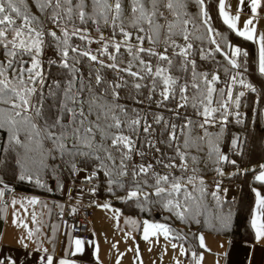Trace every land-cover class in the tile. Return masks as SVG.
<instances>
[{"label": "trees", "instance_id": "1", "mask_svg": "<svg viewBox=\"0 0 264 264\" xmlns=\"http://www.w3.org/2000/svg\"><path fill=\"white\" fill-rule=\"evenodd\" d=\"M75 2L76 0H73V3ZM183 3L184 7L178 8L177 11L182 14L183 19L190 21L187 25L193 43L190 58L195 61L196 71L198 74L208 73V79H211L212 75L219 77L213 85L215 91L212 103L209 105L215 109L210 119L217 123H206L201 119L204 116L205 105L198 102L202 97H199L192 87H189L185 93L189 97L186 104L180 98L178 87L175 95L168 100H163L159 94L161 91L159 81L157 89L153 92L149 91V87L139 90L133 87L136 82L150 85L151 80L139 81L122 71L128 67L129 61L133 63L132 71L140 70L138 62L129 55L127 49L132 47L135 51L138 46L136 36L144 35V33H138L137 29L132 26L133 17L129 0H122L123 11L116 21V26H113L111 18L108 24H105L99 16L96 18L98 22L88 20L87 23L81 24L78 19H74L73 22L53 23L50 19L52 10L41 11L37 0H23L22 3L17 0L23 12L37 18L32 24L34 28L43 30V26L47 25L43 40L44 46L51 50V55L42 61L40 72H42L43 84L40 83V78H37L33 84L28 81V74L24 73L27 86H34L37 89L32 96V103L43 108L45 117L55 111L53 105L57 103V99L50 96L49 92L51 90L59 94L60 90L54 86V81H60L63 87L65 82L75 74L78 81H82L85 85L91 84L93 90L99 94L107 87L106 84L97 85L95 83V76L99 73L104 81L110 83H120V78H123L124 86L117 89L119 98L112 101L111 95H108L107 99L123 105L129 116L139 114L142 122L136 134L129 133L127 129L124 130L125 135H131L136 142L132 157L127 161V175L124 176L120 175V157L115 150H113L115 163L108 160L103 152L99 153V160L92 155H77L75 151L71 155L61 154L56 150L49 154L48 150L52 149L51 142L43 140L40 146L36 141L42 137L35 136L30 141L28 139L30 129H22L18 132L22 143L17 144L11 139L12 133L8 127L0 128V184L11 183L14 188L58 196L62 183L76 176V168L94 170L91 176L97 180L98 198L110 199L123 213L166 223L170 236L182 241L187 250L199 230L251 240L253 231L250 219L255 188L264 187V181L256 179L261 163L264 162V74L258 67L257 43L253 38L250 40L246 36L239 35L224 22L219 11V0H204L202 6L197 0H183ZM260 7L264 8V0H261ZM85 10L92 14L91 0H88ZM160 11L164 13L168 21L176 22V17L163 6ZM204 12L207 13L206 16ZM10 15L16 21L17 26L22 23V20L15 14L10 13ZM205 20L207 24L204 23ZM157 22L164 24L165 19L158 17ZM121 25L125 31L131 33L129 38L131 44H122L118 52L114 44H110L107 51L98 52L99 49L89 46V38L82 40L77 35L69 39V45L78 46L79 52L97 50L104 58L113 54L115 60L121 64L120 68L114 70L107 67L110 63L105 61L100 63L102 60L99 58L95 62L91 61L79 52L71 51V47L68 49V61L70 65L75 64V67L72 69L63 67L64 57L61 55L63 44L57 47V44L64 39L61 27H67L69 32L73 27L80 28L84 36L83 32H96L112 38H122L124 36L120 33ZM143 27L147 29L148 26L144 24ZM209 28L213 31L209 32ZM50 32H55L60 40L49 35ZM9 34H11L10 29L7 32V40ZM167 35L166 30L161 29L158 43L153 45L147 39L143 42L154 49L158 46L157 52H162L166 47L164 40ZM213 38L216 43L213 42ZM172 39L175 40L177 47H168L167 54L173 60L170 74L173 77H179L180 84L190 83L191 66L187 72L179 71L181 58L173 55L179 50V46L185 45L186 42L181 35H174ZM217 45L223 52L216 50ZM10 48L11 45L8 49L0 45V64L6 68L4 75H0V80L7 79L14 85H18L21 63L23 62L25 68L30 67L32 57L21 50H17L15 57L9 56ZM236 48L241 50V54L232 56L233 49ZM140 56L150 61L153 68L158 63L167 67L166 62H159L156 57L147 53H140ZM229 57L236 61L235 66L230 62ZM9 61H12L11 67H7ZM234 76L236 80L232 81L231 77ZM241 80L244 84L239 82ZM229 91L231 97H229ZM83 95L87 97L88 92L85 91ZM193 97L197 99L194 100ZM237 97H239L238 105ZM9 98L15 99L8 92L3 100L7 101ZM182 104L183 107H180L179 105ZM0 109L10 110L11 104L0 101ZM133 109L136 110L135 113ZM29 114L33 115L34 111ZM225 116L227 121L223 125L218 121ZM157 118H160L159 123L156 122ZM90 119L94 120L95 117H90ZM36 123L43 127L44 118H37ZM145 123L151 125L148 133L143 131ZM173 131L175 139H171L170 136ZM149 141L154 147L149 145ZM185 141H187V147ZM67 143L71 146L73 141L69 140ZM177 149L184 154L183 160L177 154ZM139 152H143L144 155H138ZM136 156L138 159H133ZM41 160L43 163H40ZM170 163L174 167H164ZM141 164L145 166L151 164L152 171L147 176H134L133 170ZM181 165L186 166L181 167ZM152 172L169 175L170 181L173 178H179L182 185L181 191L169 194L170 183H162L160 187L168 191L157 194ZM215 174L220 180L218 186L214 185L212 179ZM49 181L53 183L54 190L50 188ZM228 184L236 186L232 199L223 197V189ZM130 190L137 191L138 195L129 198ZM169 201L173 203L169 204ZM177 202L180 205L179 208L175 206Z\"/></svg>", "mask_w": 264, "mask_h": 264}, {"label": "snow or ice", "instance_id": "2", "mask_svg": "<svg viewBox=\"0 0 264 264\" xmlns=\"http://www.w3.org/2000/svg\"><path fill=\"white\" fill-rule=\"evenodd\" d=\"M20 2L22 3L23 0H20ZM129 2L133 17L132 26L137 29L138 33H144V35L138 34L136 36L138 46L135 51H133L132 47H128L127 49L129 55L133 56L138 62L140 70L132 71L133 63L132 61H129L128 67L122 69V71L139 81H144L145 79L151 80L150 85L136 82L133 84V87L137 90L143 87H149V91L153 92L157 89V82L159 81L161 86L159 94L163 100H168L174 96L178 87L180 98L185 104L189 99L185 93L189 87H192L197 91L199 97H202L198 102L205 105L204 115L206 117L211 116L212 112L215 111V109L209 107L212 103L213 92L215 91L213 85L219 77L217 75H212L211 79H208V73L201 72L198 74L196 71L195 61L190 58L191 49L193 48L191 34L187 28L190 21L188 19H183L182 14L177 11L178 8L184 7L183 0H129ZM197 2L202 6L204 0H197ZM244 2L245 0H240L241 4ZM257 3L258 0H252L253 12L256 10ZM37 4L41 11H44L45 9L52 10L50 19L53 23L73 22L74 19H78L81 24L87 23L88 20L98 22L96 18L99 16L103 19L105 24H108L109 18H111L113 26H116V21L121 17L123 11L122 0H114V2H110V0H91L93 8L92 14L85 10L87 8L88 0H76L75 3H73V0H37ZM161 6L176 17V22L168 21L167 18L164 17V13L160 11ZM219 11L224 22L235 29L239 15L237 14L235 17L229 16L225 11V0H219ZM10 13L15 14L17 18H20L22 23L17 26L16 21L12 18ZM203 14L205 16L207 15L206 12ZM158 17L164 18L165 23H158ZM35 20H37L35 16H30L21 10L17 4V0H0V45H3L6 49L11 45V48L8 50L9 56L15 57L17 55V50H21L32 57L30 67L25 68L23 62L21 63L18 74V85H14L7 79L0 80V101L11 104L10 110L0 109V128L8 127L9 131L12 133L11 139L17 144L22 143L19 139L18 132L22 129H30L28 133V139L30 141L33 139V136H35L42 137V139L36 141L40 146H42L43 140L51 142L52 149L48 150L49 154L51 151L56 150L61 154L68 153L71 155L73 154V151H75V154L77 155H92L95 159L99 160V153L103 152L108 160H112L113 163H115L113 154V150H115V153H118L120 157V175H127V161L132 157L136 142L132 139L131 135H125L124 130L127 129L129 133L136 134L138 132V127L141 125L142 118L139 114L129 116L123 105L110 102L107 99L108 95H111L112 101L119 98V92L117 89L124 86L123 78H120V83H110L104 81L103 77L97 73L95 76V83L97 85H107L104 92L99 94L93 90L91 84L85 85L82 81H78L75 74L65 82L63 87H61L60 81H54V86L60 91L58 94L57 92H52L50 90L49 95L56 98L57 103L53 105V108L55 109L54 113L45 117L43 108L37 107L32 103V96L36 93L37 89L34 86L28 87L24 76V73H27L28 81H31L33 84L37 78H40V83L43 84L42 74L37 69L40 66L38 57L42 51V37L44 36V31H38L32 26L33 21ZM204 23L207 24V20H205ZM144 24L148 26L147 29L143 27ZM251 24V19L246 21L245 28L247 30L239 32V35L246 36L251 40L253 38L252 33L254 32V28H248ZM9 29L14 33L12 40H7L6 38ZM161 29H165L168 34L164 40L166 47L162 52L155 51L153 47H142L145 39L153 45L158 43ZM208 31L212 32L213 29L209 28ZM61 32L63 33L64 39L57 44V47H60L61 43L63 44V48H61V55L64 57L62 64L64 68L72 69L75 67V64L70 65L68 61V49L71 47L69 45V39L71 36L77 35H79L82 40H86L87 37L82 34L80 28L76 27H73L71 32L68 31L67 27H61ZM120 33L125 37V41L131 37V33L125 31L122 25L120 26ZM48 34L58 41L60 40L55 32H50ZM174 35H181L186 42L185 45L179 46V50L174 52L173 55L181 58L179 71L187 72L189 66H191L190 83L185 82L184 84H180V78L173 77L170 74V69L173 67V60L167 52L168 47H177L175 40L172 39V36ZM101 39H103V37H101ZM196 39H199V37H196ZM213 42L215 43V41ZM114 47L118 52L121 44L115 43ZM106 49L107 45H105V50ZM216 50H220L219 45H217ZM71 51L79 52L78 46L71 47ZM140 53H147L150 56L156 57L159 62H166L167 67L163 66L162 63H158L155 68H153L152 63L144 60L140 56ZM79 54L88 57L94 62L98 60V57L96 55H91L89 51L79 52ZM240 54L241 50L236 48L233 51L232 56H238ZM112 59L115 60V56H113ZM229 59L235 66L236 61L231 59V57H229ZM100 63H103V61ZM11 64L12 61H9L7 67H11ZM107 67L114 70L118 69V65L116 64H109ZM259 70L264 74V37H261ZM5 71V66L0 64V75H4ZM231 80L235 81L236 77H231ZM239 82L244 84L243 80ZM248 87H251V85H248ZM85 91L88 92L87 97L83 95ZM8 92H10L15 99L9 98L7 101H4L3 98ZM221 94H223V90H221ZM240 95L242 96L243 93L241 92ZM229 96H231L230 91ZM193 99L195 100L197 98L193 97ZM236 100L238 105L239 97H237ZM179 106L183 107V104ZM193 106L195 107V104ZM33 111L34 114L30 115L29 113ZM132 111L133 113L136 112L135 109ZM93 116L95 119H90V117ZM37 118H44L43 127L38 126L36 123ZM65 120H67V122H65ZM156 122L159 123L160 118H157ZM205 122L207 123L208 121L206 120ZM189 123L191 122L189 121ZM172 127L175 129L174 125ZM201 127H203V125H201ZM150 129L151 125L145 123L143 131L148 133ZM170 136L171 139H175V132L173 131ZM97 137H99V140H97ZM69 140L73 141L71 146L67 143ZM148 143L150 146L154 147L151 141ZM185 146L187 147V141H185ZM84 149H87V151H84ZM137 154L141 156L144 155L143 152ZM177 154L181 160L185 158L184 154L181 153L179 149H177ZM17 162L19 163V161ZM40 163H43V160H41ZM185 166L186 165H181V167ZM164 167L171 168L174 167V165L170 163L164 165ZM261 167L264 168V165ZM151 171V164H148L147 166L141 164L133 170V175L147 176ZM152 176L155 179V191L157 194L168 191L167 189L160 187L162 183H170L171 191L169 194L172 192L179 193L181 191L182 185L179 182V178H173L170 181L169 175H160L156 172H152ZM256 179L264 181V171H261ZM146 183L147 181L145 180V184ZM2 195L3 191L0 190V196ZM137 195V191H131L129 193V198L136 197ZM31 203L34 204L36 201L33 199ZM168 203L172 204L173 202L169 201ZM175 206L179 208L180 205L177 202ZM257 206L260 209H264V197H261L259 192H257ZM104 207H108V205H104ZM252 223L256 228L257 239L264 237V224L257 225L255 219ZM149 227L159 228L164 231L165 235H167L168 230L165 226L151 225L145 227V239L148 238ZM200 239L202 243L203 237ZM76 243L79 245L81 242L76 241ZM77 250H79V248ZM48 264H52L51 258H48ZM61 264H67V261H61Z\"/></svg>", "mask_w": 264, "mask_h": 264}, {"label": "crops", "instance_id": "3", "mask_svg": "<svg viewBox=\"0 0 264 264\" xmlns=\"http://www.w3.org/2000/svg\"><path fill=\"white\" fill-rule=\"evenodd\" d=\"M260 4L258 0L253 12L252 0L243 4L240 0H225L229 16L239 15L235 31L238 27L246 29L244 24L252 20L253 25L248 28H254L259 68L264 37V8ZM260 168L256 176L264 171ZM235 188L234 184L227 185V198H233ZM257 192L264 197V187L255 188L251 240L199 230L187 250L182 241L170 236L166 223L123 213L108 198H98L93 205L90 235L73 236L69 226L54 215L61 206L58 196L14 188L8 204L0 196V264H48V258L52 264H264V237L257 239L252 223L255 219L257 225L264 224V209L257 206ZM151 225L165 226L167 235L159 228L149 227L145 239V227ZM76 241L81 243L77 245Z\"/></svg>", "mask_w": 264, "mask_h": 264}, {"label": "built area", "instance_id": "4", "mask_svg": "<svg viewBox=\"0 0 264 264\" xmlns=\"http://www.w3.org/2000/svg\"><path fill=\"white\" fill-rule=\"evenodd\" d=\"M80 171V168L77 169L74 178L62 183L58 195L61 206L54 210V215L69 226L73 236L86 238L90 235V220L93 205L98 199V189L97 180L90 174H80ZM48 183L54 190L53 183L51 181ZM13 189L14 186L11 184L1 185L3 203L10 202ZM2 264L13 263L4 261Z\"/></svg>", "mask_w": 264, "mask_h": 264}, {"label": "rangeland", "instance_id": "5", "mask_svg": "<svg viewBox=\"0 0 264 264\" xmlns=\"http://www.w3.org/2000/svg\"><path fill=\"white\" fill-rule=\"evenodd\" d=\"M252 25H253V22H252ZM244 26H245V24H244ZM46 27H47V25L45 24L44 26H43V31H44V36H45V29H46ZM38 30V29H37ZM237 30V29H236ZM238 30L241 32V30L242 31H245L246 29H244V28H240V27H238ZM237 30V31H238ZM38 31H40V30H38ZM84 34H85V36L87 37V38H89L90 39V45L89 46H91V47H93L94 49H99V51L98 52H103V51H107L108 50V47H109V45L110 44H115V43H119V44H127V45H130L131 44V42L129 41V39L127 40V41H125V37H122V38H112V37H110V36H108V35H106V34H98V33H96V32H83ZM254 34V32L252 33V35ZM13 36H14V33L11 31V34H9L8 35V40H12L13 39ZM44 36L42 37V39H44ZM101 37H103V39H101ZM216 43V42H215ZM105 45H107V49L105 50ZM137 45H138V43H137ZM158 45V44H157ZM148 45L146 44V43H144L143 42V44H142V47H144V48H148V47H150V46H148ZM155 50L157 51V50H159V48H158V46H156L155 47ZM233 51H234V49H233ZM90 53H91V55H96L100 60H102V61H105V62H107V63H110V64H116V65H118V68H120L121 67V64L119 63V62H117L116 60H113L112 59V57L114 56L113 54H109V56H107V58H104V57H102L98 52H97V50H90L89 51ZM51 55V50L50 49H48V48H46L45 46H44V40H43V45H42V51H41V53H40V55H39V61H40V66H39V68H38V70L40 71L41 70V66H42V61L45 59V57H48V56H50ZM32 62V61H31ZM31 62H30V66H31ZM42 73V72H41ZM234 77H236V76H234ZM232 90H233V88L231 87V92H232ZM229 97H231V96H229ZM230 100V99H229ZM211 109H212V107H210ZM201 119L203 120V121H208V122H210V123H217V122H215V121H213V120H211L210 119V116L209 117H206L205 115L203 116V117H201ZM226 121H227V117L225 116L224 118H222V120L221 121H218L219 123H222L223 125H225L226 124ZM133 159H138V156H136V157H134ZM148 165V164H147ZM77 169H79V167L78 168H76V172H77ZM80 170H81V172H80V174H93L94 172L93 171H88V170H86V169H84V168H80ZM75 172V173H76ZM89 172V173H88ZM91 172V173H90ZM216 176H217V174H215V175H213L212 177V179H213V182H214V185L215 186H218L219 184L218 183H220V180L219 179H217L216 178ZM189 182V181H188ZM6 184H11V183H6ZM12 185V184H11ZM229 185V184H228ZM226 187H227V185L224 187V189H223V197L224 198H227V192H226ZM132 190H130L129 192H131ZM100 199V198H99ZM231 199V198H230Z\"/></svg>", "mask_w": 264, "mask_h": 264}]
</instances>
